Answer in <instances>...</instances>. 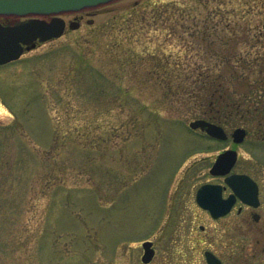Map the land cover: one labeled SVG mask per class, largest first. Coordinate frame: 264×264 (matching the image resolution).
Wrapping results in <instances>:
<instances>
[{
  "label": "rangeland",
  "instance_id": "obj_1",
  "mask_svg": "<svg viewBox=\"0 0 264 264\" xmlns=\"http://www.w3.org/2000/svg\"><path fill=\"white\" fill-rule=\"evenodd\" d=\"M60 16L80 26L0 65V264H145V238L150 264H185L171 240L196 189L221 181L209 171L221 151H239L234 171L264 197V121L228 117L229 133L249 131L241 144L188 126L217 111L211 76L254 103L264 0H112Z\"/></svg>",
  "mask_w": 264,
  "mask_h": 264
},
{
  "label": "water",
  "instance_id": "obj_2",
  "mask_svg": "<svg viewBox=\"0 0 264 264\" xmlns=\"http://www.w3.org/2000/svg\"><path fill=\"white\" fill-rule=\"evenodd\" d=\"M112 0H0V15H52L48 21L44 18L33 17L26 21L3 24L0 23V64L18 59L25 50H30L37 45V42L58 38L67 29L64 18L58 14L94 7ZM90 23L93 20H89ZM80 22L75 18L68 24L69 29H77ZM193 129H202L218 139H227L228 134L223 126L197 118L189 122ZM247 130L237 127L232 132L234 142L241 143L247 136ZM238 160L236 149H226L218 154L210 172L213 175H227L230 173ZM226 181L236 192H248L242 197L249 203H257L258 187L255 180L244 173H233L226 178ZM221 186L216 184L202 185L197 193V200L203 207L209 208L214 214L220 212L223 207L227 209L230 204L224 200L221 194ZM152 242L143 243L145 248L142 257L143 262L148 263L154 256Z\"/></svg>",
  "mask_w": 264,
  "mask_h": 264
},
{
  "label": "flooded vegetation",
  "instance_id": "obj_3",
  "mask_svg": "<svg viewBox=\"0 0 264 264\" xmlns=\"http://www.w3.org/2000/svg\"><path fill=\"white\" fill-rule=\"evenodd\" d=\"M23 18L26 17L19 18V21ZM232 172H236L234 168ZM228 176H214L221 181H205L201 184L220 185L222 198L230 204L227 209L222 207L220 212L214 214L209 208L200 205L197 200L200 185L194 193L196 207L193 215L180 220L181 238L179 241L172 239L171 243L178 242L176 249L179 248L185 257V264H194L191 258H195L197 264H264V197L261 185L250 174L257 183L258 200L257 203H249L242 197L248 192H236L226 181ZM144 241L152 242L151 247L154 249L153 258L145 263L150 264L156 258L157 248L153 239L145 238L141 245ZM189 249L193 253L187 262L186 253Z\"/></svg>",
  "mask_w": 264,
  "mask_h": 264
},
{
  "label": "trees",
  "instance_id": "obj_4",
  "mask_svg": "<svg viewBox=\"0 0 264 264\" xmlns=\"http://www.w3.org/2000/svg\"><path fill=\"white\" fill-rule=\"evenodd\" d=\"M257 87L255 91L253 90V100L254 103H250L247 100V96L249 93H245L247 96H244L241 100H236L233 94L228 90L226 83L219 82L216 77H210L208 79L207 84V93L206 96L208 97L209 103V110L216 112L211 114V119L224 123L229 119L228 117L235 115V116H247L248 121L257 120L258 121V129L260 131L261 124L264 121V103L261 102V98L264 97V94L258 93L256 90L258 87H262L264 89V78L256 80ZM261 83V84H260ZM209 90V92H208ZM252 95V94H251ZM257 100V101H256ZM260 103V104H259ZM224 113V115H222ZM263 125V124H262ZM256 144L254 145L255 148L257 146H264V132H261L256 140H254Z\"/></svg>",
  "mask_w": 264,
  "mask_h": 264
}]
</instances>
